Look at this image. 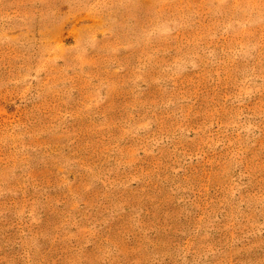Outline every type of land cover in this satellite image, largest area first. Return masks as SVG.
I'll use <instances>...</instances> for the list:
<instances>
[{
  "label": "rangeland",
  "instance_id": "rangeland-1",
  "mask_svg": "<svg viewBox=\"0 0 264 264\" xmlns=\"http://www.w3.org/2000/svg\"><path fill=\"white\" fill-rule=\"evenodd\" d=\"M0 264H264V0H0Z\"/></svg>",
  "mask_w": 264,
  "mask_h": 264
}]
</instances>
